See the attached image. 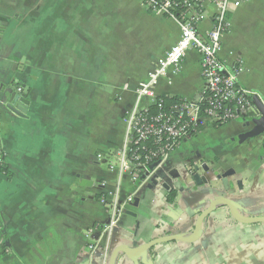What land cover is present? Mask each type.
<instances>
[{
  "label": "crops",
  "instance_id": "0c3cea01",
  "mask_svg": "<svg viewBox=\"0 0 264 264\" xmlns=\"http://www.w3.org/2000/svg\"><path fill=\"white\" fill-rule=\"evenodd\" d=\"M230 19L220 58L228 64L230 52L241 58L240 84L264 104V0H249ZM209 26L201 24L200 32ZM178 38L175 22L139 0H0V159L9 172L0 176V264H99L83 259L84 232L109 219L97 201L99 184L121 198L133 193L128 176L109 170L124 145L123 117ZM11 83L28 102L24 117L3 97ZM203 90L193 50L156 87L161 98L192 102ZM255 117L218 126L230 145H215L211 156L187 146L212 125L183 141L165 164L173 187L153 176L140 185L110 241L107 264L119 246L137 249L169 235L189 239L195 212L222 195L234 201L238 216L264 218V139L241 140ZM195 166L212 194L184 193ZM219 175H229L233 195ZM193 200L204 205L194 207ZM114 264H264V224L238 222L220 205L203 219L195 242L158 244L136 261L118 252Z\"/></svg>",
  "mask_w": 264,
  "mask_h": 264
},
{
  "label": "built area",
  "instance_id": "2783aa9c",
  "mask_svg": "<svg viewBox=\"0 0 264 264\" xmlns=\"http://www.w3.org/2000/svg\"><path fill=\"white\" fill-rule=\"evenodd\" d=\"M139 1L146 11L175 22L179 38L148 73L147 82L134 91V104L123 117L124 145L114 155L109 170L128 176L133 193L121 198L117 191L108 190L105 182L99 184L97 201L109 210V219L84 232L86 255L83 258L88 262L97 260L99 264L108 263L110 241L140 185L156 172H166L169 156L183 141L199 134L207 125L218 127L243 117L257 116L253 103L257 94L240 84V76L245 72L243 61L232 52L228 53L233 59L230 64L220 58L223 38L231 30V15L249 0ZM205 22L210 26L201 33L200 25ZM190 50L200 57L202 97L198 102L179 99L165 105L156 87L169 71L178 72ZM143 100L148 104L140 108ZM96 159H102V155L97 154Z\"/></svg>",
  "mask_w": 264,
  "mask_h": 264
},
{
  "label": "water",
  "instance_id": "95a60500",
  "mask_svg": "<svg viewBox=\"0 0 264 264\" xmlns=\"http://www.w3.org/2000/svg\"><path fill=\"white\" fill-rule=\"evenodd\" d=\"M3 97L8 98V101H7L8 102V108L15 115L20 116V117H24L26 115V108L28 106V102L24 98L22 92L21 91L19 92L18 90H16L14 88L13 83H11L6 88V90L3 91ZM253 103H254V106L257 110V117H255L251 121L252 128L247 133H245L244 135L241 136L242 141H246L248 139H254L257 137H263V139H264V104L257 97L254 98ZM198 170H199V168L196 166L188 170L189 176L185 180V189H184V193L188 197H196V196L200 195L202 188L207 189V192H209L210 194L213 193L212 189L207 188L209 186L208 181L206 179H204L203 177H199V175H197ZM227 176H229V175H223V176L219 175V176H217V178L223 179L222 183L224 185L223 186L224 191L228 192V196H231L235 192L229 190V187L226 183ZM153 177L154 178L158 177L166 185H169V187H173L171 179L169 178V175H167V171L166 172L158 171V172H156V174L153 175ZM203 205H204V201H202V200H199V201L193 200L192 201V206H194V207H199V206H203ZM220 205H225L229 209L232 217L238 222H241V223L249 222V223H262V224H264V218H245V217L238 216L236 214L234 201L229 199L228 197H224L222 195L220 197H217L216 199H213L209 203L207 209H205L204 211L195 212L196 214L199 213V216L197 217L195 227H194V231H193V233L189 239H187L186 237L181 236V235H169V236L156 238V239L150 241L149 243H147V244H145L142 247H139L137 249H135V246H133V248L128 247V246H119L111 254L110 259H109V264H114V258L118 252L124 253L130 260L136 261L137 259L140 258V256L145 251H147L149 248H151L155 245H158V244H162L165 242H183V243L190 244V243L195 242L197 237H198L199 227H200V224L203 221V219L205 217H207L216 207H218Z\"/></svg>",
  "mask_w": 264,
  "mask_h": 264
},
{
  "label": "rangeland",
  "instance_id": "374dc122",
  "mask_svg": "<svg viewBox=\"0 0 264 264\" xmlns=\"http://www.w3.org/2000/svg\"><path fill=\"white\" fill-rule=\"evenodd\" d=\"M216 128L219 127H206L202 130L201 135L194 137L191 142H189L188 146L191 150H204L205 155L211 156L215 152V145L222 144L224 149L227 148L230 143L227 141L223 143L222 141L226 138V136H222L217 132ZM125 198V197H124Z\"/></svg>",
  "mask_w": 264,
  "mask_h": 264
},
{
  "label": "trees",
  "instance_id": "16d2710c",
  "mask_svg": "<svg viewBox=\"0 0 264 264\" xmlns=\"http://www.w3.org/2000/svg\"><path fill=\"white\" fill-rule=\"evenodd\" d=\"M162 99L165 105H170L172 103H175L177 100H179L177 98H169V97H164ZM213 127H217V126H213ZM8 175H9V172H8L7 166L4 164L3 160L0 159V176H8ZM172 196H173V193L169 192L166 200L168 202L172 201Z\"/></svg>",
  "mask_w": 264,
  "mask_h": 264
}]
</instances>
